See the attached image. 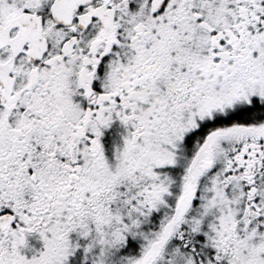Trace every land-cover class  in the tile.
I'll return each instance as SVG.
<instances>
[{
  "label": "snow or ice",
  "instance_id": "1",
  "mask_svg": "<svg viewBox=\"0 0 264 264\" xmlns=\"http://www.w3.org/2000/svg\"><path fill=\"white\" fill-rule=\"evenodd\" d=\"M0 264H264V0H0Z\"/></svg>",
  "mask_w": 264,
  "mask_h": 264
}]
</instances>
